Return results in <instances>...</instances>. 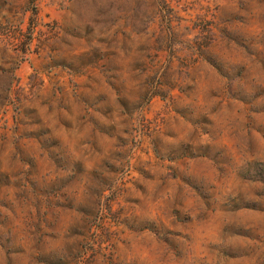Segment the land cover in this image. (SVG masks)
I'll return each instance as SVG.
<instances>
[{
  "label": "rangeland",
  "instance_id": "374dc122",
  "mask_svg": "<svg viewBox=\"0 0 264 264\" xmlns=\"http://www.w3.org/2000/svg\"><path fill=\"white\" fill-rule=\"evenodd\" d=\"M0 264H264V0H0Z\"/></svg>",
  "mask_w": 264,
  "mask_h": 264
}]
</instances>
